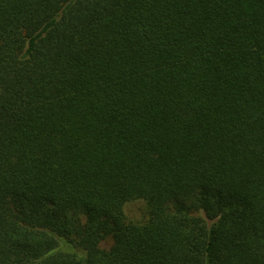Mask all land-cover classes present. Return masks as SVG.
Here are the masks:
<instances>
[{
  "label": "trees",
  "instance_id": "16d2710c",
  "mask_svg": "<svg viewBox=\"0 0 264 264\" xmlns=\"http://www.w3.org/2000/svg\"><path fill=\"white\" fill-rule=\"evenodd\" d=\"M0 264H264V0H0Z\"/></svg>",
  "mask_w": 264,
  "mask_h": 264
},
{
  "label": "rangeland",
  "instance_id": "374dc122",
  "mask_svg": "<svg viewBox=\"0 0 264 264\" xmlns=\"http://www.w3.org/2000/svg\"><path fill=\"white\" fill-rule=\"evenodd\" d=\"M127 219L134 222H143L148 216V208L142 199L128 201L123 207ZM110 243V242H109ZM109 243H102V246H108Z\"/></svg>",
  "mask_w": 264,
  "mask_h": 264
}]
</instances>
